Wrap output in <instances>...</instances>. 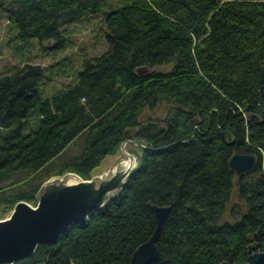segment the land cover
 <instances>
[{
  "label": "trees",
  "instance_id": "16d2710c",
  "mask_svg": "<svg viewBox=\"0 0 264 264\" xmlns=\"http://www.w3.org/2000/svg\"><path fill=\"white\" fill-rule=\"evenodd\" d=\"M0 9L21 48L31 38L66 48L64 25L96 17L107 42L49 95L48 67L0 70L1 212L35 204L52 175L90 178L126 129L141 150L108 202L14 264H130L155 228L151 204L170 210L160 259L148 264H240L250 245L264 250V0H0ZM50 68L67 75L73 60ZM234 149L256 153L252 176L229 167Z\"/></svg>",
  "mask_w": 264,
  "mask_h": 264
},
{
  "label": "water",
  "instance_id": "95a60500",
  "mask_svg": "<svg viewBox=\"0 0 264 264\" xmlns=\"http://www.w3.org/2000/svg\"><path fill=\"white\" fill-rule=\"evenodd\" d=\"M137 71L145 74L148 66L140 65ZM125 136L121 148L126 140L131 139V130L126 129ZM128 156L134 158L131 154ZM256 162L257 155L254 152L234 149L228 157V165L236 175L249 173L252 176ZM132 168L118 166L104 177L79 176L78 180L72 182L63 178L46 181L41 185L35 204L18 200L9 214L0 218V264H14L31 255L40 243L58 240L72 223L88 219L92 211L108 202L123 186ZM151 209L155 217V228L148 239L133 250L130 264H148L160 259L156 240L170 205L151 204ZM248 252L247 260L240 264H264V250H257L255 245H250ZM217 264L230 263L222 260Z\"/></svg>",
  "mask_w": 264,
  "mask_h": 264
},
{
  "label": "rangeland",
  "instance_id": "374dc122",
  "mask_svg": "<svg viewBox=\"0 0 264 264\" xmlns=\"http://www.w3.org/2000/svg\"><path fill=\"white\" fill-rule=\"evenodd\" d=\"M7 23L8 21L5 13H3L0 9V70L11 65H21L25 61L40 63L48 67L46 73L50 75V79H46V83L44 84V86L40 84V90L42 94L45 95H49L53 90L65 85L73 79V71L80 66L79 63L83 54H99L107 48L105 33L103 32L105 26L100 17L88 18L85 20L65 24L64 27L66 30H68L73 44L56 51L47 49V47L52 43V40H44L42 42H38L34 38L28 40L29 47H19V45L21 44H17L15 42L13 33L8 30ZM65 56H68L73 60V69L67 68V75H62L60 73L50 74L49 71L51 70V68L55 70L57 67H59L52 66L50 68V64ZM63 68L66 67L62 66V69ZM153 68L166 69L167 66L156 65ZM148 113L162 114L163 110L161 108H156L154 109V111H149L146 109L144 116ZM82 144L83 137L75 139L74 142H71L66 147L62 156H68L78 152ZM125 151H127L128 154H131L134 157V164L136 165L138 162V155L141 152L140 147L136 143L131 142L130 140H126L123 148L119 147L113 154L106 155L103 158L102 162L94 169L92 176L98 178L99 176L111 173L116 167L121 165V162L124 158L129 157ZM73 176H75L76 178L78 177L73 172H65L62 175H52L44 182L52 181L58 178L68 180L69 177ZM39 191L37 193V198ZM9 212L2 213L0 209V218L7 216Z\"/></svg>",
  "mask_w": 264,
  "mask_h": 264
},
{
  "label": "bare ground",
  "instance_id": "6f19581e",
  "mask_svg": "<svg viewBox=\"0 0 264 264\" xmlns=\"http://www.w3.org/2000/svg\"><path fill=\"white\" fill-rule=\"evenodd\" d=\"M135 163V159L134 158H130V157H126V158H124L123 160H122V162H121V165L119 166L120 168H124V167H129V166H132V167H134V164ZM118 169V168H117ZM74 174H76V173H74ZM106 175V174H105ZM105 175H102V176H99V177H104ZM80 177H75V176H73V177H69V179L68 180H66L67 182H72V181H76V180H78Z\"/></svg>",
  "mask_w": 264,
  "mask_h": 264
},
{
  "label": "built area",
  "instance_id": "2783aa9c",
  "mask_svg": "<svg viewBox=\"0 0 264 264\" xmlns=\"http://www.w3.org/2000/svg\"><path fill=\"white\" fill-rule=\"evenodd\" d=\"M78 177H79V175L78 174H76Z\"/></svg>",
  "mask_w": 264,
  "mask_h": 264
}]
</instances>
